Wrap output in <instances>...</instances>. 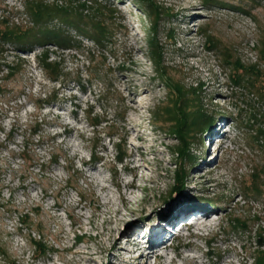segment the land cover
<instances>
[{"label":"rangeland","instance_id":"1","mask_svg":"<svg viewBox=\"0 0 264 264\" xmlns=\"http://www.w3.org/2000/svg\"><path fill=\"white\" fill-rule=\"evenodd\" d=\"M30 1L44 12L67 8L82 29L94 20L105 27L99 43L56 17L49 27L67 28L80 45L48 42L24 52L0 37V246L8 252L0 264H252L242 246L257 238L253 215L264 225V138L255 139L264 129V0H0V32L11 28L33 41L39 26ZM45 48L48 61L63 58L68 74L50 79ZM16 59L22 67L4 78ZM175 84L184 86L183 99ZM181 105L197 117L189 116L192 159L186 161L176 156L180 141L171 133ZM222 115L228 138L209 137ZM37 122L48 136L41 144L30 129ZM12 126L15 134L5 140ZM25 135L45 159L62 148L47 178L35 167L21 183V171L12 169H22L11 150L23 148ZM181 161L185 175L177 188ZM254 169L262 176L258 185ZM253 183L262 195H253ZM178 205L194 212L174 224L161 220L167 230L156 254L146 247L140 258L122 257L123 249L146 243L145 232ZM200 206L207 212L195 211ZM26 212L34 222L19 219ZM236 217L249 219L250 240L221 232ZM39 230L56 250L35 259L30 236L39 237Z\"/></svg>","mask_w":264,"mask_h":264},{"label":"trees","instance_id":"2","mask_svg":"<svg viewBox=\"0 0 264 264\" xmlns=\"http://www.w3.org/2000/svg\"><path fill=\"white\" fill-rule=\"evenodd\" d=\"M28 8L30 10L31 17L33 18L35 24L39 26V28L32 33V39L29 43V40H26V36L23 35L22 33L18 31H14L13 29L9 28L5 31H1L0 37L2 41H7L12 43L13 45L17 46L18 50L21 52H24L26 50H31L34 48L35 45L37 44H46V43H53L56 45H59L60 47H71L74 45H80L76 44L78 40H76L73 36H71L69 30L66 28H50L49 24L56 18L59 17L62 24L67 25L69 27L76 28L78 32L81 33H86L89 36L95 38L97 42L102 41V31L104 30V25L103 22L96 21L94 20L92 23V28L90 30L95 31V34H93L90 30L87 29H82L77 22L69 18V10L67 8L63 7H56L53 9L51 12H44L42 11V7L38 2H28ZM154 9V7L152 6ZM103 25V27H102ZM29 34H27L28 36ZM154 47L155 53L159 56V46L156 43H153L152 45ZM43 56L46 57L45 60L43 61V67L46 68L50 72V79L53 81L58 80L62 77H64L66 74L64 71V67L62 65L63 61L61 59L55 60V61H48V54L49 50L47 48L44 49L42 52ZM39 57V56H38ZM242 65V64H241ZM243 66V65H242ZM6 67L8 68V71L6 74L3 75L4 78H10L14 76L17 73V68L21 67V64H15V63H9L6 64ZM255 66L249 67L253 71L256 69L254 68ZM1 69V68H0ZM257 71V70H256ZM236 83L241 82L242 80L240 78L234 79ZM175 89L181 94L180 98H184L185 96V88L184 86L181 85H174ZM4 84L0 83V92L4 91ZM183 103V102H182ZM173 116L171 119L174 121L175 127L172 128L171 133L175 135L178 140L180 141V144L177 145V148L175 150L176 156L181 158V160L186 161L192 159V151H191V143H190V138L191 135L189 134V131L191 128L189 127V116H194L196 117V113L194 112H189L186 109V106H179L174 109V112L172 113ZM122 120L124 119V116H121ZM32 134H37L38 135V144L43 143L44 138L41 140V137L39 135L40 130H42V123L37 122L35 125H33L31 128ZM15 134V130L12 131L10 135L11 140ZM42 134V133H41ZM260 136L264 138V129L259 128L257 130V135L255 136V139L260 142ZM25 145H23V148L21 150L17 151L15 154L16 156L18 155L22 160H23V165L22 169L20 168L19 170L21 172L27 171L30 167L35 168L37 167L39 171H41L43 174H48V170L51 168L53 163H58L60 157H61V152L56 151L57 149L53 147L54 152H51V157L49 159L42 158L40 159L42 162L39 164V166H35V164H32L34 162H37L35 159V155H37L36 150L32 147L31 148V143L33 141L31 140L30 136L25 135ZM125 138H122L119 142L116 143V147L118 148V154L116 155V158L119 161H123V158L125 157L124 153L120 151V147L123 145L125 146ZM122 146V147H123ZM125 150V149H124ZM62 151V150H60ZM126 152V150H125ZM65 160L67 161V156L64 157ZM98 157L94 154L93 159L96 160ZM92 159V160H93ZM68 162V161H67ZM180 167L177 170V177H176V186L183 184V179L185 175V169L182 167V161L179 163ZM42 174V176H43ZM41 176V178H43ZM252 177L254 182L260 179L262 176L260 175V172H258V169H254L252 172ZM41 180V179H40ZM256 183V182H255ZM257 184V183H256ZM258 185V184H257ZM253 190L251 192L253 195L257 192V195H262L263 189L261 187L254 185L253 183ZM255 191V193H254ZM255 195V196H257ZM36 214L42 211L37 205L35 208H32ZM22 222H34V218L31 216L29 212H26L21 215L19 218ZM253 220H256L258 223V227L255 230V236L257 237L255 240V243H250V245H247V241L245 240L243 244V249L249 253L252 258H253V263L252 264H264V225L260 223L261 216L259 214L253 215ZM249 219H243L241 217H236L234 218L230 225L229 228H222L221 232L222 233H234L237 236L241 238H245L246 235L248 236L250 231V224H249ZM37 222L39 223V226H42L44 223L43 219L38 218ZM40 236L39 237H32L30 236V242L33 245L34 251L33 255L35 254L36 257H43L47 256L50 252H53L56 250L53 244L51 242L47 241L45 238L44 233L42 230H39ZM249 238V236L247 237ZM250 240V238H249ZM7 250L3 247L0 246V254H2L4 257L7 255Z\"/></svg>","mask_w":264,"mask_h":264},{"label":"bare ground","instance_id":"3","mask_svg":"<svg viewBox=\"0 0 264 264\" xmlns=\"http://www.w3.org/2000/svg\"><path fill=\"white\" fill-rule=\"evenodd\" d=\"M190 39H192V38H190ZM13 45V44H12ZM14 46V45H13ZM15 48H17V46L15 47ZM31 50H33V49H31ZM62 61H63V58L61 59ZM22 61V60H21ZM21 61H19V60H14V61H12V62H10V63H15V64H20L21 63ZM22 67V66H21ZM225 119H226V116L225 115H222L220 118H219V124H217V126L214 128V130H211L210 132H209V137H212L213 138V136H215V135H217V137H219V138H228V135L229 134H227V133H224L223 131H222V129H223V125L221 126V123L222 122H225ZM13 128H11V130H10V132L8 133V135L6 136V138H5V140H9L10 139V133L12 132V131H14L15 130V128H14V126H12ZM65 132H68L67 130L65 131ZM227 134V135H226ZM39 135H40V137H41V140L44 138V140H45V138H47L48 136H47V134L46 133H39ZM216 138V137H215ZM219 148L218 149H221L222 148V146H223V144H224V141L223 140H221L220 142H219ZM59 148H56L58 151H59V149L61 150L62 148H60V146H58ZM12 152H13V154H15L16 152L14 151V150H11ZM61 153H62V151H61ZM34 156H35V159L37 160V162H34V163H32V164H35V166H39V164L42 162L40 159H42L43 158V156H41L40 154H38L37 153V155H35L34 154ZM40 158V159H39ZM207 159L206 158H203V159H201L200 161H203L204 163H205V161H206ZM67 161H68V166L69 167H72L73 169H75L76 170V167H75V161H74V158H69L68 157V154H67ZM199 161V162H200ZM202 162V163H203ZM84 163H88V162H84ZM14 171H16V172H18L19 171V169L17 168V167H13L12 168ZM33 169L34 168H29L27 171H24V172H20L21 173V183H24L25 182V180L27 179V177L29 176V174L31 173V171L33 172ZM39 171V170H38ZM48 172H50V169L48 170ZM39 173V176L41 177L42 176V172L41 171H39L38 172ZM37 173V174H38ZM43 176L45 177V178H47L48 177V175L47 174H43ZM42 176V177H43ZM40 180V179H39ZM132 185H133V182H128V183H126V186H129V187H132ZM11 196H12V193H11V195L9 196V199L11 198ZM37 206L40 208V209H42L43 210V205L42 204H39V203H37ZM183 205H178V206H171L170 207V209H169V214L170 215H168V217H166L165 215V217H160V220L158 221V223H157V225H156V227H150L149 228V230H148V232H145V236H146V239H147V241H146V243H142V244H139L138 245V241H137V243H135L136 245H138L136 248H129V249H127V248H125V249H123V253H122V257L125 259L126 257L128 258V257H131V256H134V255H137V257L138 258H140L141 256H142V253H140V254H137L138 253V251H141V250H143V249H146V247H148L149 248V253H148V255H152V254H156V251H154V248L156 249V246L158 247V245L161 247V245H160V242L162 241V240H165L164 238L165 237H163V233L162 232H164V231H166L167 230V226L166 225H164L163 223H161V220H164V222L165 223H169V224H174V221L178 218V217H180V216H182V215H184V214H192L194 211V209H192V208H187L186 210H183V212H181L182 211V209L183 208H181ZM175 210V211H174ZM207 210L208 209H206L205 207H202V206H200V207H198L195 211H199V212H202V213H206L207 212ZM203 216H206V215H203ZM207 217H209V215H207ZM145 218H147V217H145ZM149 220L150 219H145V221H143V223H140V225L142 226L141 227V230L143 229V228H145V226H146V222H149ZM142 222V221H141ZM196 222H198V219L197 220H195V222L194 223H184L182 226L183 227H185V228H187V229H189L190 227H192V226H194L195 224H196ZM131 223V220H129V222L127 223V225L129 226V224ZM144 224V225H143ZM126 225V226H127ZM181 226V227H182ZM159 229H161V230H159ZM159 230V231H158ZM121 234H123V233H121ZM166 236V235H165ZM178 236H180L179 234L176 236V238L178 237ZM215 236H213V237H210V238H208L207 239V241H210L212 238L213 239H215L214 238ZM133 239H135V238H133ZM119 240H122V237H121V235H119L117 238H116V241H119ZM131 240V238L129 237V238H127V241H130ZM138 240V239H137ZM163 243H164V241H163ZM163 245V244H162ZM189 245V243H185L184 245H183V247H185V246H188ZM33 257L36 259V258H42V257H36V255L34 254L33 255ZM43 257H45V256H43Z\"/></svg>","mask_w":264,"mask_h":264}]
</instances>
